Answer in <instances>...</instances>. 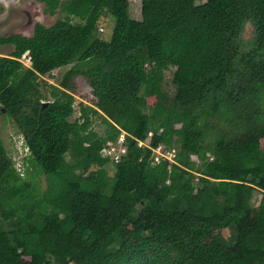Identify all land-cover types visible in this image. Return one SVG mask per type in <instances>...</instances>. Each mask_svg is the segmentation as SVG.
Here are the masks:
<instances>
[{"label": "trees", "instance_id": "obj_1", "mask_svg": "<svg viewBox=\"0 0 264 264\" xmlns=\"http://www.w3.org/2000/svg\"><path fill=\"white\" fill-rule=\"evenodd\" d=\"M37 1L45 14L58 9L64 17L49 27L35 23L31 36H0V47H13L0 57V113L22 116L28 161L43 173L46 188L38 192L7 176L0 143V197L15 195L0 211V264H264V148L258 144L264 126L201 147L207 121L187 119L173 132L170 109L157 105L146 112V96L158 94V86L144 67H161L159 46L168 40L180 99H206L234 71L236 26L252 20L263 47L264 0H140V19L130 17L129 0ZM105 16L113 21L108 41L99 36ZM262 57L248 66L262 72ZM67 66L84 69L102 109L116 97L127 105L114 123L102 117V135L90 129L97 110L81 104L70 121V93L46 83L49 94L40 92L41 77ZM122 132L126 154L112 161V176L104 169L86 175L90 165L110 161L105 150ZM180 136L191 146L177 152L175 162L153 165L152 150L138 146L176 149ZM230 152L237 153V166L228 163ZM254 191L259 219L244 220L246 228L228 245L221 232L250 217Z\"/></svg>", "mask_w": 264, "mask_h": 264}, {"label": "rangeland", "instance_id": "obj_2", "mask_svg": "<svg viewBox=\"0 0 264 264\" xmlns=\"http://www.w3.org/2000/svg\"><path fill=\"white\" fill-rule=\"evenodd\" d=\"M200 2H203V0H196V3ZM43 10L44 3L37 0H0V36H8L10 34L31 36L35 23L49 27L57 19L64 17L58 9L51 16L45 14ZM129 14L133 19H140V0H129ZM72 21H76V19ZM99 27L100 38L108 41L113 29L112 19L109 16L103 17ZM234 31L230 38L236 50L234 71L227 78L224 88L219 91L211 90L206 95V99L201 101L194 99L185 102L180 99L179 87L174 83L175 66L170 62L171 44L168 40H163L159 46V53L162 60L161 67H155L152 63L144 61L147 79L150 81V84L153 83L158 86V94L146 96V112L150 114L152 112L151 110L157 105H161L165 110L170 109L171 112L169 113L172 116L169 119L170 125L173 127V132H178L182 129L187 119L194 120L198 125L203 123V121H207L205 135L203 141L200 143L201 147L215 144L216 142L225 143L229 139L237 137L241 131L249 129V127L256 123L259 126H264V70L258 72L256 69H251L248 66V61L250 60L254 63L263 60L262 53L264 52V45L261 48L255 41L256 31L252 20L242 21L241 24L235 27ZM12 51L13 47L10 45L1 46L0 57L10 55ZM128 59H130L129 56ZM21 61L25 67L30 66L26 54L22 56ZM79 70L72 72L69 66L61 67L53 71L50 77H41L40 92L44 95L49 94L48 87L44 85L46 83L55 85L70 93L74 98V113L70 117V121L79 117L81 104L91 106L97 110L98 116L92 118L90 129L102 135L105 128L102 117L114 123V118L128 113V107L116 97L111 103L103 104L104 108L102 109V104H100L101 100L93 93L94 90L87 83L86 76L82 74L84 69L80 68ZM95 90L99 92L100 87L95 88ZM141 94H144L143 90ZM38 101V98L33 97L34 104ZM198 125L194 126V131H200ZM25 128V123L22 121L21 115L12 117L5 113H0V143L4 149L2 160L8 168L5 174L7 176L14 174L19 179L18 184L25 183L31 187H35V191H43L46 188L45 176L28 161L31 152L25 139ZM192 136H197V134L194 132ZM219 138H225L227 140L222 142ZM258 138L259 147L262 149L264 148V136L262 137L259 134ZM195 140H192V142ZM239 142L233 141L230 144L233 145ZM175 145L176 154L180 150L183 152L184 146H191L189 143H184L182 136H180L178 144L176 143ZM191 158L198 162L195 156H191ZM104 160L100 164L90 165L86 171V175L89 172L94 173L104 169L108 176L111 177L115 164L111 160V162ZM228 163L231 166L238 165L239 158L237 153L230 152L228 154ZM194 174L197 176L196 173ZM194 181L197 184L196 178ZM259 198L260 194L254 191L251 202L255 206L252 207L250 217L238 221L232 228L225 229L221 232V235L228 245L232 244L235 237L241 234L246 228V223L243 222L244 220L250 222L259 219ZM14 199L15 195L11 201L4 200L0 197V211L6 204H13ZM10 220L12 219L7 218L4 223L10 222Z\"/></svg>", "mask_w": 264, "mask_h": 264}, {"label": "built area", "instance_id": "obj_3", "mask_svg": "<svg viewBox=\"0 0 264 264\" xmlns=\"http://www.w3.org/2000/svg\"><path fill=\"white\" fill-rule=\"evenodd\" d=\"M125 135L126 134L122 132L119 135L117 141L114 143H109L108 148L105 150L108 158L114 163L119 161V159L124 154H126ZM147 137H148L147 141H149V139L152 137L151 131H148ZM138 146L140 147L146 146L152 150L151 162L153 165L160 163L162 160L175 162V158H176L175 149L162 150V148L160 147L151 148L148 142H142V141H138Z\"/></svg>", "mask_w": 264, "mask_h": 264}]
</instances>
